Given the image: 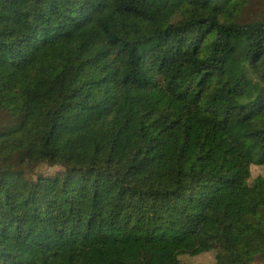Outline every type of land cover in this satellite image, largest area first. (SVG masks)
<instances>
[{"label":"trees","instance_id":"1","mask_svg":"<svg viewBox=\"0 0 264 264\" xmlns=\"http://www.w3.org/2000/svg\"><path fill=\"white\" fill-rule=\"evenodd\" d=\"M262 258L264 0H0V264Z\"/></svg>","mask_w":264,"mask_h":264},{"label":"rangeland","instance_id":"2","mask_svg":"<svg viewBox=\"0 0 264 264\" xmlns=\"http://www.w3.org/2000/svg\"><path fill=\"white\" fill-rule=\"evenodd\" d=\"M3 169H5V167L2 166ZM58 169L57 168H47L46 166H42L41 168H38V169H35V170H32V171H29L25 174L26 178L28 179H31V180H34L40 173H54L55 171H57ZM218 252H219V255L220 256H223L224 260L226 261V257L224 255V251L221 250V249H217ZM264 260V258H262ZM228 262L229 261V258H228ZM255 264H264V263H261V262H257Z\"/></svg>","mask_w":264,"mask_h":264}]
</instances>
